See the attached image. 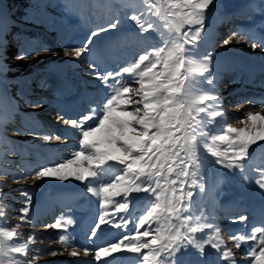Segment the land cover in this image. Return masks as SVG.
I'll return each instance as SVG.
<instances>
[{
  "label": "rangeland",
  "instance_id": "1",
  "mask_svg": "<svg viewBox=\"0 0 264 264\" xmlns=\"http://www.w3.org/2000/svg\"><path fill=\"white\" fill-rule=\"evenodd\" d=\"M38 3V22L33 24L21 21L25 17H16L14 22L18 26L29 28L30 37L22 33L17 35L16 39L20 38L18 41L9 39V46L17 43L18 48L7 51L2 43L9 36H3L12 20L9 21L5 1L0 0V168L7 173H0V180L5 182L0 191L5 193L3 209L7 213L0 218V225L15 228L21 233L14 238L16 242H24L29 236H34L29 243L30 255L27 257L32 260V264H103L109 257H101L97 261L95 251L99 247L122 241L124 237H134L138 217L143 215L140 209L148 203V198L144 193L132 194L133 207L131 213L126 214L117 209L114 203L102 208L99 198L87 191V180L80 182L71 176L66 181L57 178L37 179L35 173L41 167L65 163L80 150L77 130L64 121L78 119L91 106L99 108L106 98L108 89L90 68L93 61L99 65L98 70L101 72L118 71L119 67L138 58L139 54L150 50V47H164V44L160 32L141 33L136 24L128 19L135 9L141 8L140 0H40ZM22 12L16 9L15 16ZM116 16L121 20L118 29L95 38V42L90 45V55L80 61L64 56L65 48L83 47L91 31L104 24L109 17ZM255 20L263 22V25H258L261 30L255 36L243 33L241 29ZM187 27L182 31H186ZM263 31L264 0H215L207 16L204 39L197 49L199 53H210L213 57L215 92L211 94L221 98L226 124L236 128L246 126L242 121L249 112L264 115L262 103L250 107L247 106L249 103L236 100L238 97L234 94L238 89L233 85L241 81L232 78L234 70H239V67L259 64L264 68V49L251 48L252 43H259ZM233 33L244 36V40L237 42ZM225 39L230 40L228 45L223 43ZM45 49L50 51L45 52ZM110 50L111 57H106ZM22 52L28 55L21 58ZM127 76L128 74H124L126 80ZM128 83L132 88L139 87L138 83L130 80ZM261 92L264 94V86ZM76 103L77 108L69 112L71 110L68 107H73ZM127 110H132L131 106ZM224 126L226 125L210 127L214 128L213 134H220V128ZM260 126V122H257V128L253 131H259ZM44 135L53 139L45 141ZM56 136H60V139L56 140ZM105 138V133H97L91 139ZM225 149L226 145H220V150ZM255 156L250 167H246L243 172L238 169L230 171L214 162H210L205 168V191L201 193L198 188L192 189L193 212L200 215L196 210H202L208 219L201 223L217 225L221 229L220 238L225 244L219 251L211 245H205L202 258L189 248L190 260L199 261L200 264H226L220 257L223 249L227 248L236 254L237 264H253L254 258L247 255L249 247L242 243L241 248L237 249L231 237L250 234L252 228L262 226L257 222L262 220L261 217L264 218V197L260 195L264 190L259 189L255 180L260 178L257 168L264 165V159L260 161ZM208 159L214 161L211 156ZM80 163L87 167V161H80L69 165L68 170H74ZM14 176L17 179L14 180ZM112 178L114 177H106L104 182H109ZM161 184H166V180H162ZM92 186L98 187L97 184ZM25 193L31 197L30 201ZM248 198L255 199V203L256 200L261 202L258 207L253 208L255 212L247 207ZM113 199L123 202L120 197ZM77 205L93 209V216L81 231L72 232L69 227L74 224V218L78 217ZM24 208H28L26 218L22 211ZM228 211L237 212L229 214ZM102 212L106 221L110 220L111 223L101 225L97 229V235L93 236L92 229L99 223ZM241 215L247 219L239 221L238 217ZM257 216L259 219H256ZM58 220L67 223V228L54 227ZM124 220L128 221L126 227L115 226L123 225ZM110 225L113 227L114 237L103 244L99 239L103 230ZM236 225L239 227H235ZM233 227V230L240 232H234ZM139 230L143 231L144 227ZM209 232L210 230L205 229L204 233L196 234L197 238L207 239ZM61 235L67 237L66 244L60 241ZM36 249H40L38 255ZM85 249H88V255L84 254ZM73 250L79 255L72 256ZM122 252L129 253L123 245L120 253ZM114 254L116 253L112 255ZM15 255L18 259H23L19 254ZM136 257L130 264H141L139 254ZM117 264H123V260Z\"/></svg>",
  "mask_w": 264,
  "mask_h": 264
},
{
  "label": "snow or ice",
  "instance_id": "2",
  "mask_svg": "<svg viewBox=\"0 0 264 264\" xmlns=\"http://www.w3.org/2000/svg\"><path fill=\"white\" fill-rule=\"evenodd\" d=\"M140 2L141 8L135 9L128 19L141 33L160 32L164 47H150L138 58L119 67L118 71L101 72L94 60L90 68L108 89L106 98L99 108L91 106L78 119L64 121L77 130L80 150L65 163L41 167L35 175L37 179L66 181L71 176L80 182L87 180V191L99 198L102 208L114 203L126 214H130L133 207L132 194L144 193L148 198V203L140 209L143 215L138 217L136 235L99 247L95 251L97 261L120 253L123 245L127 251L139 254L141 264H200L188 258L189 248L202 258L205 245L219 251L225 242L220 238L221 229L217 225L201 223L208 219L202 210H196L200 215L193 212L192 189L198 188L201 193L205 191L204 170L210 162L230 171L238 169L243 172L250 167L256 151L253 146L264 149V144L259 143L264 142V115L249 112L242 121L245 127H233L226 124L221 98L211 94L215 92L213 57L210 53L201 54L197 49L204 39L207 16L215 0ZM120 23L118 16L109 17L90 32L83 47L65 48L64 56L76 61L84 59L90 55V45L95 38L118 29ZM185 26H188L187 30L182 31ZM165 36L169 38L164 39ZM232 36L237 42L244 40L242 35L233 33ZM223 43L228 45L230 40L225 39ZM251 48L264 49V36L259 38V43H252ZM27 55L22 52L21 58ZM124 74H128L127 80ZM129 80L138 83L139 87L132 88ZM129 106L132 110H127ZM257 122L261 125L259 131H253ZM216 125L226 126L220 128V134H213L214 128L210 126ZM97 133H105L106 138L91 139ZM43 139L48 141L53 137L44 135ZM55 139L59 140L60 136ZM220 145H226V149L220 150ZM80 161H87V167L80 163L74 170H68L69 165ZM257 171L260 178L255 184L264 190V165ZM0 173H4L3 168ZM106 177L114 178L104 182ZM162 180H166V184H161ZM4 186L5 182L0 180V189ZM4 195L0 191V218L7 215L3 209ZM24 195L31 200L26 193ZM260 195L264 197V191ZM114 197H120L123 202L115 201ZM22 211L26 218L28 208ZM238 219L245 221L247 217L241 215ZM106 223L111 221H106L102 212L92 235L96 236L97 229ZM127 223L124 220L123 225L115 226L126 227ZM261 225L252 228L250 234L231 237L237 249L242 243L252 242L247 255L254 258L253 264H264V221ZM67 226L59 220L54 225L57 228ZM141 227H144L143 231L139 230ZM205 229L210 230L208 238L198 239L196 234L204 233ZM20 235L15 228L0 225V264H32L27 257L34 236L16 242L14 238ZM60 241L66 244L67 237L61 235ZM35 252L38 255L40 249ZM15 254L23 259H18ZM84 254L88 255V249ZM71 255L79 253L73 250ZM220 259L226 264H237L236 254L231 249L224 248ZM103 264L114 262L105 260Z\"/></svg>",
  "mask_w": 264,
  "mask_h": 264
},
{
  "label": "bare ground",
  "instance_id": "3",
  "mask_svg": "<svg viewBox=\"0 0 264 264\" xmlns=\"http://www.w3.org/2000/svg\"><path fill=\"white\" fill-rule=\"evenodd\" d=\"M260 24H262V23H257V25L256 24H254V25H252L251 26V28L252 29H255L258 25H260ZM111 51L112 50H110L108 53H106L107 55H106V57H111ZM260 72V71H259ZM239 84H237V85H233V86H238ZM235 95H237L236 97H238V99H236V100H239V98H241V94H239V89H238V91L234 94V96ZM243 95V94H242ZM255 97H259L258 96V94H255L253 97H251V95L249 94L248 95V98H250V99H254ZM253 103H255V102H253ZM258 104H260V102H256L255 104H253V106H257ZM77 103L73 106V107H68L71 111H69V112H72L75 108H77ZM66 107H67V105H66ZM256 156L255 155H253V156H255V157H257V159H259L260 161H262L263 159H264V149H262V148H257V146H256ZM253 198V197H252ZM248 205H247V207H249V208H255V207H258L259 205L258 204H260L261 202L259 201V200H256V203L254 202L255 201V199H253V200H250L249 198H248ZM235 204V203H234ZM76 208H77V210H79V212H78V217H77V219H76V221H78L79 222V224L81 225V224H83L84 225V223L86 222V218H87V216H88V212H86V209L84 208V207H82L81 205H77L76 206ZM260 208V207H259ZM264 208V207H263ZM232 209V208H231ZM258 209V208H257ZM226 210V209H225ZM262 210V209H261ZM253 211H254V209H253ZM256 211V210H255ZM254 211V212H255ZM229 212V211H228ZM235 212H237V211H234V212H229V214H231V213H235ZM252 212V211H251ZM258 213H259V211H258ZM258 213H257V215H258ZM229 214H225V215H229ZM261 214V213H260ZM80 217V220H78V218ZM256 219H259V217L257 216L256 217ZM249 226V225H248ZM235 227H239V225H236ZM113 227H111V225L107 228V229H105V230H103L104 231V233H102L103 235L101 236V238L99 239V242H103V244L108 240V239H110V238H112V237H114V233L112 234V231H113V229H112ZM252 244V242H248L247 244H245L246 245V247H249L250 245ZM256 250L258 251L259 250V247H258V245L256 246ZM118 255V256H117ZM120 255V256H119ZM137 256V253H131V252H129V253H126V252H122V253H116V254H114V256L112 255L111 257H109L108 258V260H110V261H113L114 262V264H117L118 263V261H120V260H123V264H130V262L135 258ZM137 258V257H136Z\"/></svg>",
  "mask_w": 264,
  "mask_h": 264
},
{
  "label": "trees",
  "instance_id": "4",
  "mask_svg": "<svg viewBox=\"0 0 264 264\" xmlns=\"http://www.w3.org/2000/svg\"><path fill=\"white\" fill-rule=\"evenodd\" d=\"M6 7H7V11H8V15H9V21H11L10 27L8 28V30L5 32V35L3 37H8L9 38H5L6 42H3L2 45L3 47L9 51V49L13 48L14 50H17L18 45L16 44H12L9 46V43L7 42L9 39H14V40H20V38H17V35L22 34L23 35H30V29L29 28H24L21 26H18L16 24H14V22L16 21V17H25V18H21V21L26 22V23H35L38 22V15L36 14L37 11L40 9V6L38 3L40 0H4ZM17 10H22V14L19 16H15V11ZM13 22V23H12ZM23 31V32H22ZM30 36H28L29 38ZM27 38V37H25ZM16 41V42H17ZM22 41V40H21ZM19 43V42H18ZM14 84V83H13ZM14 91V89H13Z\"/></svg>",
  "mask_w": 264,
  "mask_h": 264
}]
</instances>
